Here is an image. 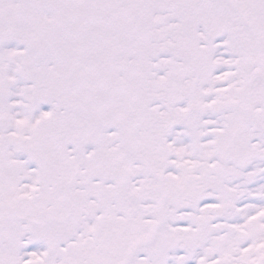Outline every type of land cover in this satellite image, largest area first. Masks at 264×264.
<instances>
[{"label":"snow or ice","instance_id":"1","mask_svg":"<svg viewBox=\"0 0 264 264\" xmlns=\"http://www.w3.org/2000/svg\"><path fill=\"white\" fill-rule=\"evenodd\" d=\"M0 264H264V0H0Z\"/></svg>","mask_w":264,"mask_h":264}]
</instances>
